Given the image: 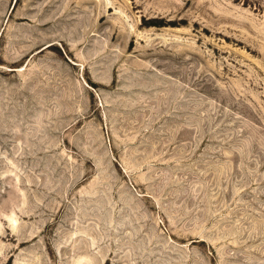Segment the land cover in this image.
Instances as JSON below:
<instances>
[{"label": "rangeland", "instance_id": "rangeland-1", "mask_svg": "<svg viewBox=\"0 0 264 264\" xmlns=\"http://www.w3.org/2000/svg\"><path fill=\"white\" fill-rule=\"evenodd\" d=\"M0 264H264V0H0Z\"/></svg>", "mask_w": 264, "mask_h": 264}]
</instances>
